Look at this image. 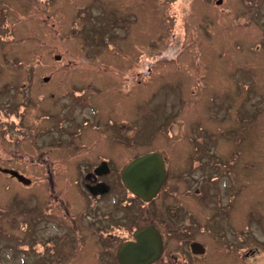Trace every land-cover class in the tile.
<instances>
[{
	"label": "rangeland",
	"instance_id": "rangeland-1",
	"mask_svg": "<svg viewBox=\"0 0 264 264\" xmlns=\"http://www.w3.org/2000/svg\"><path fill=\"white\" fill-rule=\"evenodd\" d=\"M1 1L8 23L0 35V104H26L22 124L34 125V130L37 125L38 129L47 125V120L37 118L42 113L37 104H51L44 94L63 96L68 91L83 98L101 94L98 105L103 117L110 115L118 121L106 130L113 139L118 137L120 143L112 150L119 155L157 151L170 159L173 172L188 168L189 155H220L223 158L216 161L221 165L227 162L220 173L232 181L229 186V180L223 178L218 187L224 190L229 186L224 192L228 202L242 191L229 211L230 224L234 230L243 227L241 216L246 207L250 235L261 243L264 264V36L254 27V15L230 18L229 25L235 29L226 32L227 45L202 48L194 42L195 36V40L204 38L194 31L199 22L192 0H57L47 13L42 11L47 0H37V8L25 0ZM260 2L264 10V0ZM223 53L225 60L220 59ZM56 55L61 59H54ZM145 62L152 70L139 85L136 74ZM43 77H49V82ZM253 86L262 91H252ZM8 114L0 110V133L1 122L11 119ZM83 114L77 110L78 118ZM26 131L28 136L15 146L18 150H11V143L0 134V167L32 180L24 185L0 171V264H107L93 246L68 262L71 258L64 249L58 251L61 254L44 255L54 251L37 249L32 242L65 232L67 228L60 223L69 220L61 218L65 215L54 204V195L80 203L79 194L68 192L74 190L72 170L78 161L84 170L87 162L99 160L101 155L96 153L108 151L105 136L97 134L87 140L83 153L88 155H30L35 149L30 144L31 130ZM127 137H133V145L125 149L121 142ZM49 151L42 150L44 154ZM46 168L55 181V191ZM177 185L180 191L185 189L183 182L177 181ZM180 195L183 210L193 212V197ZM176 199L170 202L176 204ZM45 206L53 207L54 214L44 215ZM38 210L42 213L38 217L43 218L34 227ZM213 221V232L223 233L224 215L213 217ZM257 221L262 231L255 225ZM223 236L216 239L224 259L235 246L230 237ZM68 238L73 240L74 235ZM201 239L210 246V256L202 264H218L214 237L204 233Z\"/></svg>",
	"mask_w": 264,
	"mask_h": 264
},
{
	"label": "flooded vegetation",
	"instance_id": "flooded-vegetation-1",
	"mask_svg": "<svg viewBox=\"0 0 264 264\" xmlns=\"http://www.w3.org/2000/svg\"><path fill=\"white\" fill-rule=\"evenodd\" d=\"M25 1L37 8V0H34V2L32 0ZM56 1L47 0L42 11L47 13ZM66 1L69 2L70 0ZM231 1L192 0L191 6L195 10V15L199 22L197 26H194V31L198 34V37L201 35L204 38L195 40V36L194 42L196 44L198 43L202 48L206 46L212 48L217 43L219 45H227L226 32L235 29L234 26L229 25L230 18L243 17L247 13L254 15V27L263 32L264 36L262 2L260 0H233L234 3H232ZM0 3H3V1ZM3 4L5 5V3ZM7 23L8 20L2 14V9H0V35L6 32ZM205 27L206 30H204ZM207 51L209 52L210 50L208 49ZM220 55L221 60L226 59L223 58L225 56L224 53ZM151 70L150 63L147 65V62H145V65L144 63L140 65L136 74L139 78V85H141L143 80L142 77L145 78L144 76L150 75ZM134 74L131 76L132 80H134ZM49 80V77H43L44 82H49ZM228 84L229 78L227 77L225 86ZM257 88V90L262 91L259 87ZM248 90L250 91V87H248ZM251 90L256 92V86L251 87ZM44 95L48 96L51 104L47 107L37 104L42 109V113L37 117L38 121L41 119L47 120V125H44L41 129H38V125L33 130L34 125L29 127L22 124L24 114L26 115V104H0V110L9 111L8 117L11 118L1 122V125L4 126L0 133L3 139L11 143V150H18L15 146L19 145L20 141L28 136L27 129L31 130L32 140L30 144L35 149V152L30 155H88L83 153L87 147V140L95 139L97 134L105 136L104 145L108 146L106 153L95 154L101 155L97 162L89 163L85 161L88 164L84 170L78 167L82 161L76 162V167L72 170L75 175L72 182L74 190L69 189L68 192H74L76 196L79 194L80 203L78 205L75 202L72 203L69 199L58 197L59 194L54 195V204L65 215L61 216V218L69 220V222L68 224L67 222L60 223L61 219L58 215L59 219L56 218L57 221L63 228H67L64 233L55 234L56 238H52L53 236L49 235L40 237L39 240L33 239L32 242L35 241L34 246L37 245V249L47 250L50 248L54 251V253L50 252L44 255H55L58 251L60 252L64 249L65 252L67 251L66 257L71 258L68 261L70 262L77 256L78 252L81 254L88 246H93V249H97L98 256L107 261L105 263L120 264L118 260L120 248L127 242L135 241L134 233L136 230L153 226L161 235L162 252L160 257L151 264H202L210 256L209 244L201 239L204 233H209L217 242L215 253L218 257V264H233L234 262L235 264H261L263 262V260H260L263 257L259 251L261 243H258L250 235L249 226L247 225L249 218L245 217L246 207H243V217L241 216L243 227L239 230H234L230 224L229 211L235 198L242 191L232 201H227L228 199H226L224 192L228 189L232 180L227 174L220 173L224 166L227 167V162L225 165H221V162L216 161L217 158L222 159L223 157H220V155H198L195 153V155H189L188 168L185 167L184 170L173 172L170 168V159L161 153L166 169L165 180L156 196L150 201H145L128 189L122 175L125 167L130 162L150 152L125 157L124 153L119 155L118 152L112 150L117 147L120 141H118L117 136L113 139L112 133H108L106 128L111 130L118 121H115V118L110 115L103 117V110L98 105V100L102 98V95L92 93L87 95V98H83V95H69L68 91L63 96L56 92ZM243 103L242 99L241 105ZM79 109L84 112L81 118L76 115ZM13 116L17 120H12ZM240 117L241 120L244 119L243 116ZM35 122L36 120L34 124ZM109 134L111 137L108 136ZM40 139H44L47 144L43 143L44 140L39 144L38 140L40 141ZM132 140L133 137H127L125 142L127 145L122 142L121 144L123 147L127 146V148H124L128 149L133 145ZM44 148H48L50 151L44 154L42 152ZM21 155L27 154L21 152ZM122 155L124 156L119 158ZM122 159L124 161L120 164L119 162ZM233 160H235L234 155ZM46 171L49 176V184L55 191L56 185L52 179L51 171L48 168H46ZM68 173L70 172L68 171ZM223 178L229 180V186L224 190L218 187L219 182ZM177 181L185 184L183 191H180L181 187L177 185ZM180 194L193 197L196 204L193 212L187 214L183 210L184 201H182ZM177 197L179 200L176 204L170 202L171 200L176 201ZM159 199L160 204L157 206L155 204L159 203ZM45 207L43 209L44 215L51 216L54 214L53 207L47 208V210ZM34 209L36 210V207ZM217 209L218 212H216ZM224 210H228V212L225 213ZM41 214L38 210L34 220V227H38L39 221L43 218L38 217ZM223 215L226 222L225 231L221 234H217L218 232L214 233L210 227V222L216 224L213 221V217L219 218ZM48 216L47 218L44 217V221L48 220ZM250 220H252L251 217ZM255 225L260 229L259 222ZM260 230L262 231V229ZM230 233L231 236H229ZM72 234L74 238L70 240L68 235ZM218 235H224L223 238L230 237L233 241L232 244L235 247L227 253L228 258L224 257L223 259L221 248L219 251L216 239ZM77 236L79 244L76 241ZM74 241L76 242L73 246L71 243ZM173 242H175L174 246ZM71 251L73 254H71ZM224 260H226V263Z\"/></svg>",
	"mask_w": 264,
	"mask_h": 264
},
{
	"label": "water",
	"instance_id": "water-1",
	"mask_svg": "<svg viewBox=\"0 0 264 264\" xmlns=\"http://www.w3.org/2000/svg\"><path fill=\"white\" fill-rule=\"evenodd\" d=\"M60 60V55L55 56ZM0 171L16 178L24 185L31 179L12 169L0 167ZM123 180L128 189L145 201H150L159 192L165 180L164 160L158 152L146 153L130 162L123 171ZM135 241L125 243L118 252L120 264H151L162 252V238L153 226L142 227L134 233Z\"/></svg>",
	"mask_w": 264,
	"mask_h": 264
}]
</instances>
